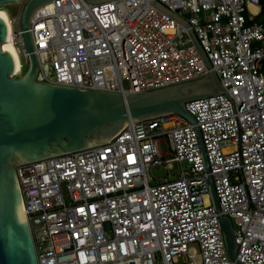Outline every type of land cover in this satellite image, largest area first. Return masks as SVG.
Returning <instances> with one entry per match:
<instances>
[{
	"label": "built area",
	"instance_id": "2783aa9c",
	"mask_svg": "<svg viewBox=\"0 0 264 264\" xmlns=\"http://www.w3.org/2000/svg\"><path fill=\"white\" fill-rule=\"evenodd\" d=\"M154 1L190 23L225 93L184 104L194 125L164 115L17 166L38 264H264V0ZM28 31L34 80L53 88L128 97L211 75L189 31L147 0H51ZM12 43L29 65L20 23Z\"/></svg>",
	"mask_w": 264,
	"mask_h": 264
},
{
	"label": "water",
	"instance_id": "95a60500",
	"mask_svg": "<svg viewBox=\"0 0 264 264\" xmlns=\"http://www.w3.org/2000/svg\"><path fill=\"white\" fill-rule=\"evenodd\" d=\"M50 1L0 0V7L23 4L20 27L29 54L26 74L15 78L14 59L1 48L7 41L8 30L0 18V264H38L30 227L23 211L15 172L17 166L105 144L130 123L164 115H178L194 125L195 121L185 111L184 104L225 93L190 23L154 0L147 1L189 31L210 76L196 82L128 97L53 88L36 83L37 61L28 31L29 17L36 8ZM86 1L94 5L112 0ZM196 131L199 135V130ZM199 140L204 154L200 135ZM209 183L215 209L219 212L211 178ZM219 223L228 257L234 262L237 245L232 224L224 217L219 218Z\"/></svg>",
	"mask_w": 264,
	"mask_h": 264
},
{
	"label": "rangeland",
	"instance_id": "374dc122",
	"mask_svg": "<svg viewBox=\"0 0 264 264\" xmlns=\"http://www.w3.org/2000/svg\"><path fill=\"white\" fill-rule=\"evenodd\" d=\"M23 4H6L0 7V10H4L9 18V20H15V24L13 26V30L16 31L19 28L20 17L22 14ZM264 16L262 15L260 18L257 19V22H260ZM21 64H22V74L19 75L17 78L24 76L28 70V65L25 63L23 56H20ZM160 152L162 155H168V149L164 144H160L159 146ZM177 173V168H173L171 170H165L164 168L155 169L152 171V177L155 179L160 178H167L168 175L170 176L169 181H171V177H174ZM154 185V182L151 183Z\"/></svg>",
	"mask_w": 264,
	"mask_h": 264
},
{
	"label": "bare ground",
	"instance_id": "6f19581e",
	"mask_svg": "<svg viewBox=\"0 0 264 264\" xmlns=\"http://www.w3.org/2000/svg\"><path fill=\"white\" fill-rule=\"evenodd\" d=\"M252 12H256V9L251 7ZM0 18L5 22L8 32V38L7 41L1 45L2 51H6L10 53L14 59L15 62V73L14 76L17 78L21 74V64L19 60V56L17 53V50L12 43V36H13V30L10 25V20L4 10H0Z\"/></svg>",
	"mask_w": 264,
	"mask_h": 264
}]
</instances>
